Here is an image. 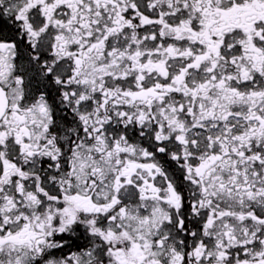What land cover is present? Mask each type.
Listing matches in <instances>:
<instances>
[{"label":"snow or ice","instance_id":"6c2138e0","mask_svg":"<svg viewBox=\"0 0 264 264\" xmlns=\"http://www.w3.org/2000/svg\"><path fill=\"white\" fill-rule=\"evenodd\" d=\"M0 264H264V0H0Z\"/></svg>","mask_w":264,"mask_h":264}]
</instances>
